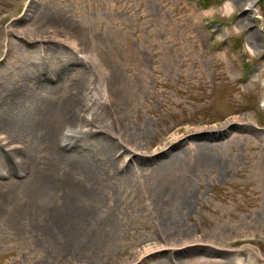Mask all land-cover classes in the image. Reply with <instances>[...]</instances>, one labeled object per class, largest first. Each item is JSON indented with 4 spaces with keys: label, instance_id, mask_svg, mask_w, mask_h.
Masks as SVG:
<instances>
[{
    "label": "rangeland",
    "instance_id": "rangeland-1",
    "mask_svg": "<svg viewBox=\"0 0 264 264\" xmlns=\"http://www.w3.org/2000/svg\"><path fill=\"white\" fill-rule=\"evenodd\" d=\"M66 179L97 242L61 227ZM0 264H264V0H0Z\"/></svg>",
    "mask_w": 264,
    "mask_h": 264
},
{
    "label": "bare ground",
    "instance_id": "bare-ground-1",
    "mask_svg": "<svg viewBox=\"0 0 264 264\" xmlns=\"http://www.w3.org/2000/svg\"><path fill=\"white\" fill-rule=\"evenodd\" d=\"M77 100H79V96H78V94L74 93L73 95L68 97V99H66L64 101L65 103L62 104L63 106H61V126H64L65 122L69 126V124H72V122L76 121L79 118V108L78 109L76 108L77 103L75 104V108L72 107L73 102H75ZM104 107H106V104H104ZM102 109H103V107H102ZM58 113H59V109H57V106L52 105L51 107L48 108L47 114L45 115V118L47 120H49V119H52L54 117H58ZM125 125L126 124L122 125L123 134L121 135V140H123L126 144L122 145V147H124V149L126 150L125 155L129 156L130 159L127 163H123L122 167L120 165H118V169H124L125 170L124 172H129L128 164H129V162H132V163L135 162L137 154H136V151L134 149L128 147V145H127L129 143L128 140L131 138L133 131H132V127H131L130 123L127 126H125ZM105 127L108 128L107 125ZM107 128L105 130H103L104 131V133H103L104 137H101L102 139H104L103 140L104 148L109 149L114 144H118V145L121 144V141L119 139H117L114 136L113 137L110 136L109 132L107 131ZM200 133H202V131L200 129H196L192 134L185 136L182 139H179L175 143H172L170 146H168L164 151L160 152L159 155H161L163 153H167V154L170 153V154L167 157L168 161L160 160L156 164L155 168L158 169V171H156V172L160 173L164 168H166L170 164H173L175 161H177L178 159L181 158V155H182V153H180L181 150H176V152L171 153L170 151H173V150L169 151V149L174 148L175 144L176 145L188 144L189 146H194V139L195 138H193L192 135H197ZM61 135H63L62 132H61ZM48 138H49V140L51 139L50 133L48 134ZM66 139L68 140V142L65 143L64 140H66ZM77 140H78L77 134H75V133L68 134L65 139H62V137H61V141H60L61 142V149H62L61 150V157L69 160V158L71 157V154H69L70 152H66L65 149L67 148V146L73 147L76 144ZM198 144H199V146H202L201 143H198ZM204 146L200 147V148H206L207 147V145H204ZM12 152L15 153L12 156L16 155V156H18V158H20V161L18 160L19 162H17V161L13 162L12 161V163H11L12 166L18 167L19 165L25 164V163L30 165L31 172L33 173V178L31 177L32 179L28 180V181L30 182L31 187L34 190V194L39 195L40 192L43 193L44 190H50V188H51L50 191H53V186H51L50 181L46 178L41 177L40 173L36 171L37 168H35L31 164L32 161L29 159L30 155L27 154L26 151L21 152L19 149H13ZM123 154H124V152H123ZM8 159H9V157H5V160L7 163H8ZM107 159L106 160L111 162V165H112L113 160H111L110 158H107ZM76 160H78V158H73V159L68 161L69 165L72 167V169H75V167L77 166ZM124 179H125V181H128V178H124ZM64 182L66 185H63V181H61V227L62 228L66 227L67 229H69L68 232H77V233L79 232L78 228L80 229V232L78 233L79 240L77 242V248L81 247L82 246L81 242H83L86 239L95 240V242H97L98 240H100L99 238L101 236L100 228H101L102 224L107 223L108 219L104 218L101 220V221H103L102 223H96V227L92 232L85 230L87 225H88L87 224L88 221H90L91 219L93 220V218H92L90 212L87 210L88 207L85 205L87 201L86 202L84 201V203H82L79 206V205H75L76 204L75 200H77V198H76L77 195H81V194L88 195L89 193L86 191V189L85 190L82 189L80 187V185L78 183H75L72 179H70V180L66 179ZM64 186L66 187V190L64 189L65 188ZM70 200L73 202V205H72ZM78 202H80V200ZM84 243H85V241H84ZM165 249H166V251L172 252L174 250V247H167ZM155 251L157 253H159L161 251H164V249L163 248L162 249H156Z\"/></svg>",
    "mask_w": 264,
    "mask_h": 264
}]
</instances>
